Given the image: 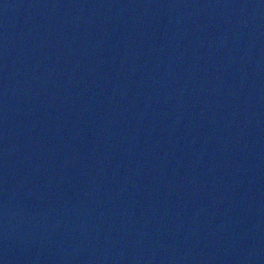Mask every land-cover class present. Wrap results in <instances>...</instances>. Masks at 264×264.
I'll list each match as a JSON object with an SVG mask.
<instances>
[{
	"label": "water",
	"instance_id": "1",
	"mask_svg": "<svg viewBox=\"0 0 264 264\" xmlns=\"http://www.w3.org/2000/svg\"><path fill=\"white\" fill-rule=\"evenodd\" d=\"M264 95V0H0V264H164Z\"/></svg>",
	"mask_w": 264,
	"mask_h": 264
}]
</instances>
